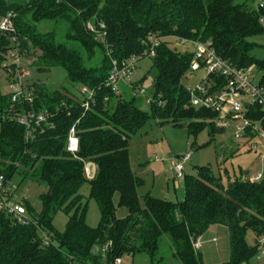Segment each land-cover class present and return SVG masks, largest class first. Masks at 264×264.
Wrapping results in <instances>:
<instances>
[{"label":"trees","instance_id":"1","mask_svg":"<svg viewBox=\"0 0 264 264\" xmlns=\"http://www.w3.org/2000/svg\"><path fill=\"white\" fill-rule=\"evenodd\" d=\"M9 13L16 41L0 31V68L17 46L32 59L30 66L42 72L60 66L71 83L94 89L95 95L84 111L66 88L32 82L27 85L32 101L14 106L9 92L0 90V173L9 182L18 174L19 184L43 186L39 211L21 199L26 222L0 211V264H113L123 255L136 254L159 264L162 236L180 264H202L192 241L211 226L225 227L228 233L229 256L218 264H250L258 253L257 238L264 235V170L256 182L243 180L242 172L223 182L209 166H200L195 175L184 172L182 201L147 193L141 206L138 187L143 180L130 167L128 145L150 115L161 126H184L192 134L206 126L222 132L223 127L215 126L214 112L188 106L182 79L193 50L180 51L176 43L186 39L194 47L192 41L210 40L221 58L237 67L254 65L264 83V58L251 55L253 43L248 40L264 32V10L257 11L252 0H0V19ZM87 22L105 33L103 42L86 29ZM151 35L161 40L151 57L155 96L148 115L140 108L146 94L125 97L105 83L112 61L141 55ZM11 109L48 113L53 127L34 126L26 138L25 127L11 118ZM249 109L248 117L264 125V113ZM73 124L76 155L65 149ZM243 144L251 150L249 142ZM85 162L95 166L92 178L86 176ZM85 184L100 212L96 227L86 223L87 204L80 193ZM9 192L14 195L15 190L10 187ZM115 195L117 206L127 209L124 218L116 216ZM59 211L67 216L62 232L52 223ZM248 231L255 237L252 245L246 241Z\"/></svg>","mask_w":264,"mask_h":264},{"label":"rangeland","instance_id":"2","mask_svg":"<svg viewBox=\"0 0 264 264\" xmlns=\"http://www.w3.org/2000/svg\"><path fill=\"white\" fill-rule=\"evenodd\" d=\"M252 6L253 3H252ZM264 25V22H262ZM41 29H47L46 25H41ZM253 43L250 50L251 55L256 59L264 58V32L252 36L248 39ZM180 51L192 49L189 43L178 44ZM30 62L32 59H29ZM25 63L24 68L29 74L25 78V84L32 82L45 84L50 89L66 88L70 96L74 95L81 100L80 85L71 83L66 78L65 70L60 66H54L46 71H38L30 63ZM254 75L261 77L262 72L254 69ZM155 69L152 67V60L148 57H142L137 60L136 68L132 73L133 82H138L144 87L146 96L153 99L155 96ZM202 77V71L187 72L182 79V84L193 88ZM0 90L6 94L9 91V82L3 68H0ZM120 90L124 92L125 97H129L130 88L125 84H120ZM141 110L150 115L151 106L141 97ZM215 126H220L216 123ZM234 129L223 128L222 132L210 131L206 126L197 134L187 131L184 126H174L171 123L160 125L156 118L151 115L146 122L131 136L128 145L129 163L132 171L142 178L143 183L138 187V195L141 206L144 205L143 196L149 193L151 196L172 202L182 201L184 199V181L178 178L169 166L168 160L175 156H184L189 154L190 158L184 163V172L195 175L200 166H209L210 171L219 176L223 182L227 177H235L242 172V177L254 176L263 173L264 163L260 156L249 149L245 141L234 139ZM239 144V149L235 150ZM232 147V149L230 148ZM234 151V154L231 153ZM159 159L160 161H158ZM91 162H85V173L90 176ZM94 167V166H93ZM19 175L15 174L10 181V187L15 190L14 195L19 200H26L36 211L41 208L39 194L43 186L24 181L19 184ZM89 185L81 187L80 193L83 195V203L86 207V223L90 227H96L100 221V212L97 204L89 195ZM117 195L114 196L116 205V216L124 218L127 209L123 206H117ZM67 216L59 211L52 223L54 228L62 232L65 228ZM202 247L198 250L202 264H218L224 262L229 256V242L227 230L216 226L210 227L202 236ZM212 238H215L213 241ZM248 244H254L255 237L253 232L246 234ZM96 248H93L95 252ZM159 264H180L173 256L170 242L166 236H162L159 245ZM119 264H149L148 257L145 254H136L135 256L123 255L120 257ZM250 264H264V257L250 261Z\"/></svg>","mask_w":264,"mask_h":264},{"label":"built area","instance_id":"3","mask_svg":"<svg viewBox=\"0 0 264 264\" xmlns=\"http://www.w3.org/2000/svg\"><path fill=\"white\" fill-rule=\"evenodd\" d=\"M254 8L264 10V0H252ZM264 22V15L260 17ZM104 25L99 24L103 29ZM86 29L94 33L95 39L104 41L105 33L100 31L90 22L86 23ZM0 31L10 35L12 41H16L15 26L13 23V14L9 13L0 19ZM160 37L151 35L149 37V47L139 56H131L127 59L112 61V68L109 71L106 86H109L114 93L120 92V84H125L130 88L134 96H145L146 91L141 84L132 80V73L136 68V62L140 58H151L156 54L157 46L160 43ZM182 44L189 41L180 39ZM194 45L192 59L190 61L189 72L202 71V77L193 88H187L189 93L188 106L194 108L208 109L216 114L214 122L220 127L234 129V139H240L249 142L251 150L257 153L264 163V125L261 121L248 117L252 107H257L264 113V83L261 77L254 75V65L248 67H237L231 62L221 58L212 47L211 41H192ZM17 46L8 51L5 60L2 62V68L5 70L9 82V94L12 106L20 101H32V94L27 89L25 78L29 74L24 68L23 60L30 63L24 54L18 50ZM81 100L75 98L80 103L84 111L89 110L94 103L95 90L87 86H80ZM146 97V96H145ZM152 99L146 97V102L150 103ZM247 104V105H245ZM10 116L13 120L25 127L26 138L31 136L34 126L42 123L48 127L53 124L48 120V113L14 111L10 110ZM250 135L254 139L250 140ZM66 151L70 155H76L78 150V136L76 134L75 124H73L67 134ZM190 155L175 156L168 160L169 166L178 178H183L184 163L188 161ZM160 161L159 159H157ZM262 172L254 176L243 177V180L250 182L259 181ZM10 182L0 173V211L6 212L16 218L19 222H26V210L21 200L10 192ZM214 241L215 238H212ZM44 243H48L45 239ZM258 253L255 258L264 257V235L257 238ZM202 237L198 236L192 241V248L196 253L202 247ZM120 258L114 260L113 264H119ZM247 264V263H241Z\"/></svg>","mask_w":264,"mask_h":264},{"label":"water","instance_id":"4","mask_svg":"<svg viewBox=\"0 0 264 264\" xmlns=\"http://www.w3.org/2000/svg\"><path fill=\"white\" fill-rule=\"evenodd\" d=\"M245 105H247V104H245ZM90 165H91V167H90V176H92L93 175V173H94V167H93V164L92 163H90Z\"/></svg>","mask_w":264,"mask_h":264},{"label":"crops","instance_id":"5","mask_svg":"<svg viewBox=\"0 0 264 264\" xmlns=\"http://www.w3.org/2000/svg\"><path fill=\"white\" fill-rule=\"evenodd\" d=\"M93 164V163H92ZM93 166H94V164H93ZM94 170H95V166H94ZM212 227V226H211ZM216 227H218V228H222V229H225V227H219V226H216ZM226 230V229H225Z\"/></svg>","mask_w":264,"mask_h":264}]
</instances>
